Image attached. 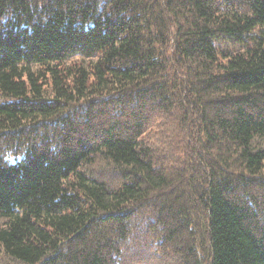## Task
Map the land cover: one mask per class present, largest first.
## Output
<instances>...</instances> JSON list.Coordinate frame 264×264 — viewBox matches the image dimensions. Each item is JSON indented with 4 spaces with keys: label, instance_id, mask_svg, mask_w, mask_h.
I'll list each match as a JSON object with an SVG mask.
<instances>
[{
    "label": "trees",
    "instance_id": "trees-1",
    "mask_svg": "<svg viewBox=\"0 0 264 264\" xmlns=\"http://www.w3.org/2000/svg\"><path fill=\"white\" fill-rule=\"evenodd\" d=\"M0 264H264V0H0Z\"/></svg>",
    "mask_w": 264,
    "mask_h": 264
},
{
    "label": "clouds",
    "instance_id": "clouds-1",
    "mask_svg": "<svg viewBox=\"0 0 264 264\" xmlns=\"http://www.w3.org/2000/svg\"><path fill=\"white\" fill-rule=\"evenodd\" d=\"M4 162L8 163L9 165H14L16 161L13 160L11 157H5Z\"/></svg>",
    "mask_w": 264,
    "mask_h": 264
}]
</instances>
